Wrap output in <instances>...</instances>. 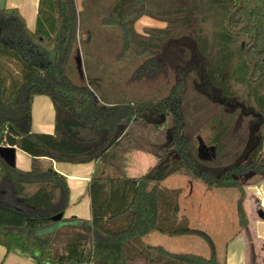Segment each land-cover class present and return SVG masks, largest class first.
I'll return each mask as SVG.
<instances>
[{
	"label": "trees",
	"instance_id": "1",
	"mask_svg": "<svg viewBox=\"0 0 264 264\" xmlns=\"http://www.w3.org/2000/svg\"><path fill=\"white\" fill-rule=\"evenodd\" d=\"M142 14L167 23L161 36L135 30ZM102 22L120 27L123 50L133 46L136 56L147 55L136 77L165 72L179 56V78L165 97L109 102L96 79L88 85L84 74L80 81L70 78V55L79 54L75 0H40L34 30L18 8H0V146H16L31 158L24 170L0 157V245L7 253L28 254L36 264H226L205 231L179 218L182 190L158 183L187 174L209 188L237 189L238 224L247 228L245 189L234 174L247 167L264 177V0H114ZM6 59L18 62L17 72L4 66ZM192 81L200 83L194 95ZM38 95L52 101L53 133L32 130L31 105ZM213 106L215 114L197 124ZM160 115L174 122L170 137L179 157L140 177L128 176L127 154L146 149L140 141L145 132L161 129L165 120L155 122ZM242 118L260 125L250 166L240 163L247 151L234 130ZM199 137L216 148L214 157L198 156ZM46 160L94 162L90 219L64 216L67 178ZM59 213L63 217L53 220ZM153 232L195 234L211 254L170 252L146 241Z\"/></svg>",
	"mask_w": 264,
	"mask_h": 264
},
{
	"label": "rangeland",
	"instance_id": "2",
	"mask_svg": "<svg viewBox=\"0 0 264 264\" xmlns=\"http://www.w3.org/2000/svg\"><path fill=\"white\" fill-rule=\"evenodd\" d=\"M75 1L78 9L79 27L75 46L79 48L83 74L87 84L89 85L88 81L90 79H96L99 83V92L105 95L102 98L109 102L155 101L165 97L179 78L176 69L177 66L182 64L179 56L173 59V64L167 65L165 72H159L153 77H136L134 71L143 63L147 55L136 56L134 48H132L133 46L128 50H123L120 27L117 25H105L102 22L110 4L114 0ZM166 25L167 23L164 20L150 17L146 14H142L134 23L135 30L139 34L148 35L146 32L151 30L150 34L155 36H161L162 34L159 33V31L166 27ZM155 38L157 39V37ZM166 47L171 50L169 44ZM3 63H5L4 66L12 70V72H17L19 69L18 62L14 60L11 61L6 59ZM69 64L70 69L68 74L70 78H72L73 81H80L75 50L70 55ZM191 83L192 84H188L190 87H196L190 92V95H194L193 92L195 89L200 88V83L198 81H192ZM239 90L244 92L243 88H239ZM42 98L43 99L39 101L40 99L35 96L32 101L31 107L34 127H38L35 126L37 121L44 122L43 119H46V123H52V121L55 123V111L50 97L45 95ZM48 104L49 106L50 104L52 105L49 112L47 111ZM216 111L217 107L213 106L207 113L200 114L198 117L200 120L197 124L215 114ZM163 119L165 120V118L160 115L155 122H163ZM173 126L174 122L170 118H166L165 122L160 126L161 129H158V131L145 132L146 135L140 142L146 149L143 151L136 150L127 154L126 171L128 176L140 177L149 170L157 168L161 163H170L173 159L179 157L171 141L172 137H170ZM193 128L194 126L190 128V133H193ZM136 129L140 131L142 129L141 125L137 126ZM234 130L241 133L243 140L240 146L243 149V154L245 151L251 149L255 150L257 148L259 144L260 125H255L254 119L242 118L239 120V123L236 124ZM199 146L200 145H197V149ZM210 154L211 153H209V155ZM260 156L262 159L263 155L261 154ZM27 162V158L24 159L19 155L16 166L20 167L23 166V164L27 166ZM262 177V174H255L250 171L238 179L241 181L243 187H245L253 180ZM158 184L162 189H181L183 192L178 199L179 206H188L191 208V214H195L199 206L202 207V213L204 209L209 215L208 218L213 214L210 220L205 223V227L207 228H203H205V230L209 229V232L207 231L209 234H207L214 240L216 249L220 250L222 253L223 244L225 243L223 242L225 233L218 235L220 229L217 224L221 223L223 219H216L215 215L218 213L220 217L225 216L224 219L226 222L223 223L224 225L233 221V215L237 218L236 205L239 192L235 189H230L227 193L221 195V197H215L213 194L210 195L205 191L207 187L204 185L203 181L195 179L193 176L187 174L170 175ZM217 200L220 201L219 204L216 203ZM75 205L77 204L70 202L69 208H73ZM206 213H204L205 216ZM159 236L162 235L160 233H154L150 236L151 238L148 239V242L155 244ZM203 244V247L200 243L196 245V247L200 249L198 250L200 252L199 254L209 257V244L205 240H203ZM0 264H36V262L28 254H23L19 251L11 250L7 253L6 248L0 245Z\"/></svg>",
	"mask_w": 264,
	"mask_h": 264
},
{
	"label": "crops",
	"instance_id": "3",
	"mask_svg": "<svg viewBox=\"0 0 264 264\" xmlns=\"http://www.w3.org/2000/svg\"><path fill=\"white\" fill-rule=\"evenodd\" d=\"M39 1L40 0H0V8L2 7H15L21 12L24 16L27 26L34 30L37 25V17H38V9H39ZM45 95H38L39 101H41ZM51 103V102H50ZM50 107L52 105H47V111L49 112ZM46 120V119H45ZM36 122L37 124L34 127V121L32 120V130L34 132H47L53 133L54 131V122ZM16 148V165L17 159L19 155H21L24 159H28L27 166L23 164L20 166L21 169H28L31 165V158ZM20 153V154H19ZM47 164H52L53 168L66 176L67 182L70 188V202L75 205L73 208L69 206L65 212V217L78 216L84 219L91 218L90 211V195H89V180L90 176L94 170V162L89 163H63L56 161L46 160ZM19 167V168H20ZM205 185V184H204ZM193 187V186H192ZM207 187V186H206ZM230 189L234 188H209L207 187L206 192L210 195H214L215 197H221L227 193ZM245 199H244V207L248 218L247 228L241 229L238 224V215L237 218L233 215V221L227 224H223L226 222L224 219L225 216H219L218 213L215 215L216 219H223L221 223L217 224L220 231H218V235H222L225 233L223 237V252L217 250L218 257L220 260L225 261L226 264H249L253 262L254 264H264V177L258 178L257 180H253L245 187ZM237 190V189H235ZM238 191V190H237ZM183 192V191H182ZM181 192V195H182ZM239 192V191H238ZM220 203L219 200L216 202ZM195 214H191V208L188 206H179L178 216L179 218L186 217L188 218L190 225L194 229H199L208 233L209 229L205 230V223L210 220L211 215L208 218V214L202 207H197ZM206 213V216L204 215ZM205 227V228H203ZM203 228V229H202ZM208 231V232H207ZM154 233L149 234L146 237V241L148 242ZM162 236H159L158 243L159 245H163L165 249L174 253H184V252H195L200 253L196 245H200L203 247V240L201 237L195 234H183V235H175L169 236L166 234L160 233ZM209 234V233H208ZM165 237V238H164ZM214 242V240H213ZM150 243V242H148ZM151 244V243H150ZM216 247V244L214 242ZM210 247V246H209ZM211 254V248H210Z\"/></svg>",
	"mask_w": 264,
	"mask_h": 264
},
{
	"label": "water",
	"instance_id": "4",
	"mask_svg": "<svg viewBox=\"0 0 264 264\" xmlns=\"http://www.w3.org/2000/svg\"><path fill=\"white\" fill-rule=\"evenodd\" d=\"M240 5H241V1L239 3L238 7H240ZM228 25H230V17L228 19ZM242 28H243V26L241 27V29ZM232 30H235V29H232ZM76 63H77V68L79 70V73L83 74L82 60H81L80 54H78L76 56ZM253 71H254V64L252 65V69L250 72V78L252 77ZM237 105L239 107H242V105H240V104H237ZM199 145H200L198 148L199 157L205 159V158L209 157V153L214 154L215 148L214 147L209 148L204 143V141L201 137H199ZM16 148H17L16 146H4V145L0 146V157L10 166H16ZM62 217H63V213H59L53 217V220H60Z\"/></svg>",
	"mask_w": 264,
	"mask_h": 264
},
{
	"label": "flooded vegetation",
	"instance_id": "5",
	"mask_svg": "<svg viewBox=\"0 0 264 264\" xmlns=\"http://www.w3.org/2000/svg\"><path fill=\"white\" fill-rule=\"evenodd\" d=\"M220 102H224V100H220ZM225 104L226 105H228V106H230V102H228V101H225ZM231 108H233L232 106H230ZM242 114H244V115H247L248 114V112H245V110H243V112H242ZM255 125H258V123L256 124L255 123ZM255 127V126H254ZM209 148L210 147H214L213 145H208V144H206ZM215 148V147H214ZM252 151H253V149H251V150H248L247 152H246V154L244 155V157L242 158V160H241V164H245V165H247V166H250L251 165V160H250V155H251V153H252ZM215 152H216V148H215ZM215 152H214V154H211V155H209V157H207V158H212V157H214L215 156ZM198 156H199V153H198ZM201 158V157H200ZM206 158V159H207ZM240 165V164H239ZM251 171V173H255V174H257V172L255 171V172H253L254 170H247V167H245V169L242 171V170H240L238 173H235L234 174V177L235 178H240V177H242V176H244L246 173H248V172H250Z\"/></svg>",
	"mask_w": 264,
	"mask_h": 264
}]
</instances>
